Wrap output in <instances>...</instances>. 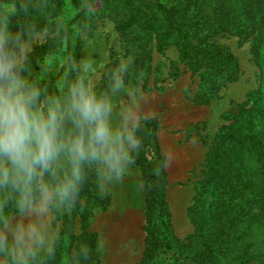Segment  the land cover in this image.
Wrapping results in <instances>:
<instances>
[{
	"label": "clouds",
	"instance_id": "9594fccd",
	"mask_svg": "<svg viewBox=\"0 0 264 264\" xmlns=\"http://www.w3.org/2000/svg\"><path fill=\"white\" fill-rule=\"evenodd\" d=\"M99 2L78 0L75 15L91 35L52 90L33 72V44L66 32L69 18L51 19L48 0H19L18 9L0 2V264H55L64 220L102 215L96 200L114 195L143 146L146 73L110 24L94 19ZM20 14L25 21L13 31L11 17ZM86 184L95 188L91 207ZM108 243L99 235L95 253ZM92 254L78 242L62 264H88Z\"/></svg>",
	"mask_w": 264,
	"mask_h": 264
},
{
	"label": "trees",
	"instance_id": "16d2710c",
	"mask_svg": "<svg viewBox=\"0 0 264 264\" xmlns=\"http://www.w3.org/2000/svg\"><path fill=\"white\" fill-rule=\"evenodd\" d=\"M52 1L48 0L51 6ZM69 1L76 11L78 0ZM0 2H14L19 8V0ZM115 6L122 12L115 31L137 27L152 32L158 50L174 46L193 69L211 70L229 79L238 71L237 61L213 38L224 34L245 39L264 25V0H117ZM54 9H48L51 19L59 15ZM100 14L97 11L96 17ZM37 19L41 25L46 22L44 17ZM24 21L23 14L13 15L10 23L20 26ZM83 23L74 12L66 32L36 46L30 57L33 72L46 56L57 52L64 56L66 71V62L75 56V32ZM41 83L52 90L56 80L47 77ZM230 117L232 122L205 158V175L189 212L193 232L186 247L192 255L186 264H246L253 260L264 264V109L252 104L237 116L227 114ZM157 124L156 118H146L143 146L135 161L144 232L138 264H179L186 258L180 251L175 253L179 240L171 230L165 200L167 174L156 138ZM83 192L88 194L87 184Z\"/></svg>",
	"mask_w": 264,
	"mask_h": 264
},
{
	"label": "rangeland",
	"instance_id": "374dc122",
	"mask_svg": "<svg viewBox=\"0 0 264 264\" xmlns=\"http://www.w3.org/2000/svg\"><path fill=\"white\" fill-rule=\"evenodd\" d=\"M51 4L57 14L66 18L75 12L69 0H54ZM116 4L117 0L99 2L97 11L101 14L95 20H106L110 24L115 42L133 54L136 67L146 73L143 81L147 93L144 112L146 118L154 117L158 122L156 138L167 174L165 200L171 230L179 240L175 253L180 251L186 260L179 264H186L192 255L186 247L193 232L189 212L205 175L204 163L210 146L232 122V117L227 118V114L237 116L252 104L264 109V25L245 39L224 34L213 38V42L227 48L237 61L238 71L229 79L214 75L211 70L193 69L187 60L180 58L174 46L158 50L152 32L137 27L115 31L114 24L122 16ZM10 27L16 31L19 26L10 23ZM84 35L90 36L91 32L83 26L74 35L77 59L85 55L82 47ZM42 43H34L33 49ZM64 72V56L57 52L45 57L36 74L41 80L54 77L57 83ZM169 156L171 165L165 167ZM87 186L85 197L91 207L95 188L92 184ZM113 191L112 197L96 200L103 210L102 215L92 217L84 212L72 220H64L62 244L55 264H62V258L78 242H85L93 249L88 264H138L144 232L141 228L142 193L135 166L132 174ZM101 234L109 243L107 250L98 255L94 249ZM246 264L260 262L253 260Z\"/></svg>",
	"mask_w": 264,
	"mask_h": 264
}]
</instances>
